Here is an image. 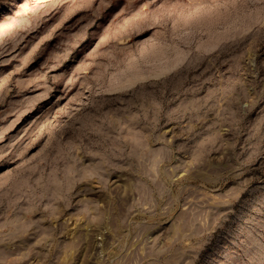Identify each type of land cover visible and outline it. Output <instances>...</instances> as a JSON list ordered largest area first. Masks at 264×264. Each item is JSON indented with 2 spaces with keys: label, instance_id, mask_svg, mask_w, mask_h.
<instances>
[{
  "label": "rangeland",
  "instance_id": "374dc122",
  "mask_svg": "<svg viewBox=\"0 0 264 264\" xmlns=\"http://www.w3.org/2000/svg\"><path fill=\"white\" fill-rule=\"evenodd\" d=\"M0 264H264V0H0Z\"/></svg>",
  "mask_w": 264,
  "mask_h": 264
}]
</instances>
